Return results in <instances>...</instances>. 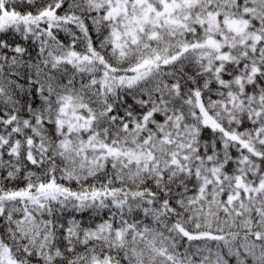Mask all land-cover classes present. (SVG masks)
<instances>
[{
	"label": "snow or ice",
	"instance_id": "1",
	"mask_svg": "<svg viewBox=\"0 0 264 264\" xmlns=\"http://www.w3.org/2000/svg\"><path fill=\"white\" fill-rule=\"evenodd\" d=\"M0 264H264V0H0Z\"/></svg>",
	"mask_w": 264,
	"mask_h": 264
}]
</instances>
